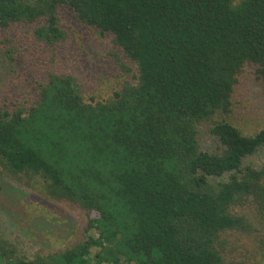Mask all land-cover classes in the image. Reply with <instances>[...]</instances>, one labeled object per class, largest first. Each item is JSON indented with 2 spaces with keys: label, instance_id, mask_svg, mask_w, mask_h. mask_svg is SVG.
Returning a JSON list of instances; mask_svg holds the SVG:
<instances>
[{
  "label": "trees",
  "instance_id": "obj_1",
  "mask_svg": "<svg viewBox=\"0 0 264 264\" xmlns=\"http://www.w3.org/2000/svg\"><path fill=\"white\" fill-rule=\"evenodd\" d=\"M63 15L110 34L135 83L92 103L48 70L28 108L0 104V161L96 211L100 235L33 258L0 237V264H255L264 126L245 134L229 116L242 78L264 80V0H0V28L25 27L39 46L66 40Z\"/></svg>",
  "mask_w": 264,
  "mask_h": 264
},
{
  "label": "rangeland",
  "instance_id": "obj_2",
  "mask_svg": "<svg viewBox=\"0 0 264 264\" xmlns=\"http://www.w3.org/2000/svg\"><path fill=\"white\" fill-rule=\"evenodd\" d=\"M60 19L67 37L51 48L39 46L32 39L27 41L25 27L0 28V104L4 107L28 108L36 102L48 70L72 74L83 99L92 103L108 100L127 82L135 83V63L113 43L110 34H101L69 15ZM241 82L229 120L243 133L252 134L264 126V80L252 72ZM211 145L215 148L217 143L207 141L206 146ZM256 162H264V147ZM0 182V237L15 250L12 255L33 258L99 237V230L91 222L98 217L97 212L50 195L41 176L16 173L0 161ZM229 236L234 241L241 235L237 232ZM253 240L254 237L243 239L245 247L233 253L239 255L235 263L250 256L246 248L257 245ZM99 251L98 245L90 246L88 255L94 257ZM262 252L257 254L255 264H264V249ZM120 264L127 263L121 259Z\"/></svg>",
  "mask_w": 264,
  "mask_h": 264
}]
</instances>
